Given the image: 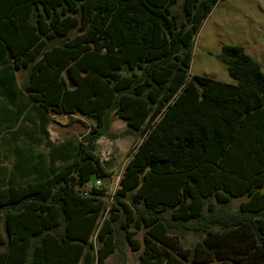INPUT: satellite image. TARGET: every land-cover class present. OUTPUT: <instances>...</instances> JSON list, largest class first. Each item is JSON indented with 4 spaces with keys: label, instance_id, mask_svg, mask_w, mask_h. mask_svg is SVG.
I'll list each match as a JSON object with an SVG mask.
<instances>
[{
    "label": "trees",
    "instance_id": "obj_1",
    "mask_svg": "<svg viewBox=\"0 0 264 264\" xmlns=\"http://www.w3.org/2000/svg\"><path fill=\"white\" fill-rule=\"evenodd\" d=\"M221 1L0 0V65L46 113L94 123L50 167L22 151L0 169V264H105L124 244L137 264H264V72L233 45V83L190 74ZM112 113L143 140L108 208L107 187L82 188L111 178Z\"/></svg>",
    "mask_w": 264,
    "mask_h": 264
},
{
    "label": "rangeland",
    "instance_id": "obj_2",
    "mask_svg": "<svg viewBox=\"0 0 264 264\" xmlns=\"http://www.w3.org/2000/svg\"><path fill=\"white\" fill-rule=\"evenodd\" d=\"M181 5L182 2L177 7V12H181ZM233 45L243 47L246 53L261 65L264 72V0H223L219 2L206 18L194 41L190 74L233 83L226 67L218 57L224 46ZM17 77L19 85L22 86L25 83V74L18 73ZM111 122L110 136L97 142L98 153L110 152L107 166L111 178L103 182V187H107L110 195L107 200L108 208L112 206L113 197L119 188L118 178L125 170L133 152L143 140L141 132L130 131L127 124L120 120L115 113L111 114ZM22 125L28 127L26 123ZM93 127L94 123L84 117L53 116L49 125L51 133L47 139L50 142L53 141L52 143H60L66 139L81 141ZM10 138L9 134L5 132L0 139V157L5 154L7 149V146L2 145V140ZM40 149H37V153L45 152L43 148ZM95 182L96 179L93 177L89 184L82 188V191L87 192L94 187ZM244 200H233L229 209L237 211ZM2 224L3 220L0 218L1 227ZM192 238L188 236L186 243L193 242ZM124 251L128 255L126 264H136L138 254L131 253L127 247H124ZM122 259V255L117 254L107 264H119Z\"/></svg>",
    "mask_w": 264,
    "mask_h": 264
},
{
    "label": "crops",
    "instance_id": "obj_3",
    "mask_svg": "<svg viewBox=\"0 0 264 264\" xmlns=\"http://www.w3.org/2000/svg\"><path fill=\"white\" fill-rule=\"evenodd\" d=\"M6 72H8L10 77L12 75L14 79L7 85V88H4L0 83V139H2L5 132H7L11 138L2 140V145L7 146V149L4 152L5 154L0 157V169L3 168L5 170L2 176L10 177L12 172L18 171L15 163L19 162V155L22 151L28 153L34 163L38 162L44 164L46 167H50L53 160H62V152L60 150L68 151L69 149L65 145L68 139L60 143L48 141L47 138L51 133L49 125L53 116L38 107V105L31 101L23 92V85H19L17 77L18 73L23 72H18L16 70L10 71L0 65V77L3 78ZM23 123H26L28 127L24 125L21 126ZM22 132H27L29 138H26L25 134L23 135ZM63 144L65 147H62L64 146ZM59 147L61 149H59ZM40 148H43L45 152L37 153V149ZM4 161L10 162L11 164H6ZM124 247H127L131 253L138 254L139 258V253L133 252L127 244H124L122 246V253L116 252L107 259L105 264L110 262L117 254L123 257L119 264H126L128 255L127 252L124 251Z\"/></svg>",
    "mask_w": 264,
    "mask_h": 264
},
{
    "label": "built area",
    "instance_id": "obj_4",
    "mask_svg": "<svg viewBox=\"0 0 264 264\" xmlns=\"http://www.w3.org/2000/svg\"><path fill=\"white\" fill-rule=\"evenodd\" d=\"M98 146V144H97ZM99 154V157H100V160L101 162L103 163H108L109 161V156H110V152H103V153H98ZM108 156V157H107ZM125 171V170H124ZM124 171L122 172L121 176L118 178V185L120 187V182H121V179L123 177V174H124ZM95 186L98 187V188H102L103 187V182L101 181H97L95 183ZM119 189V188H118Z\"/></svg>",
    "mask_w": 264,
    "mask_h": 264
}]
</instances>
